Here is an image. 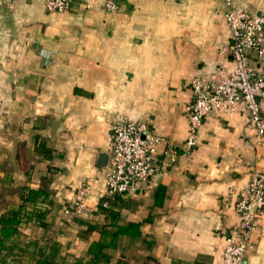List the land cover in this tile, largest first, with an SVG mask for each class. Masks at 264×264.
<instances>
[{"label": "crops", "instance_id": "1", "mask_svg": "<svg viewBox=\"0 0 264 264\" xmlns=\"http://www.w3.org/2000/svg\"><path fill=\"white\" fill-rule=\"evenodd\" d=\"M233 1L264 13V0ZM69 2L59 14L45 0H0V215L22 187H46V227L23 225L21 240L48 235L68 264L86 258L97 235L81 238L78 220L103 221L99 162L111 123L122 118L164 140L160 163L167 149L175 157L165 176L111 207L122 223L141 224L154 245L146 251L140 237H120L110 264H222L224 238L238 222L230 195L264 173V145L241 114L212 112L196 147L182 150L190 82L232 69L223 0H118L114 14L103 0ZM77 184L91 188L86 208L65 215ZM158 186L165 196L156 209ZM246 264H264V244Z\"/></svg>", "mask_w": 264, "mask_h": 264}, {"label": "built area", "instance_id": "2", "mask_svg": "<svg viewBox=\"0 0 264 264\" xmlns=\"http://www.w3.org/2000/svg\"><path fill=\"white\" fill-rule=\"evenodd\" d=\"M108 14L117 12L118 0H103ZM69 0H45L48 12L65 13ZM223 19L229 32L232 69L216 67L211 78L196 76L190 82L192 103L187 116V137L183 153L191 152L198 143V132L212 112L246 116L257 142L264 145V13L223 0ZM164 140L154 135L143 123L116 118L110 126V147L105 167L99 169L104 184L102 207L109 208L113 197L127 198L141 193L157 177L165 176L175 157L159 162L157 148ZM90 186L77 184L71 206L65 215H81L86 208ZM234 198L238 222L224 238L222 264H246L249 253L264 244V173H254Z\"/></svg>", "mask_w": 264, "mask_h": 264}, {"label": "trees", "instance_id": "3", "mask_svg": "<svg viewBox=\"0 0 264 264\" xmlns=\"http://www.w3.org/2000/svg\"><path fill=\"white\" fill-rule=\"evenodd\" d=\"M48 157V150H42ZM165 189L162 186L154 191L153 208L162 207ZM118 196L108 202L109 208L99 206L98 212L103 216L101 223L78 220L84 227L79 235L87 238L97 235L86 252V258L76 260L73 264H110L112 256L110 251L115 250L120 237L130 239L141 238V243L149 251L154 241L141 235L139 223H122L119 213L111 209L122 200ZM52 205L51 193L46 187L35 188L24 186L21 188L19 202L8 205L0 215V264H68L61 256V245L51 236H43L36 240H21L20 228L28 223L45 228V219ZM149 221V219H147ZM115 264H128L123 259H117Z\"/></svg>", "mask_w": 264, "mask_h": 264}, {"label": "water", "instance_id": "4", "mask_svg": "<svg viewBox=\"0 0 264 264\" xmlns=\"http://www.w3.org/2000/svg\"><path fill=\"white\" fill-rule=\"evenodd\" d=\"M107 156H103V158L102 157H100V162H99V166L100 167H105L106 166V163H107Z\"/></svg>", "mask_w": 264, "mask_h": 264}, {"label": "rangeland", "instance_id": "5", "mask_svg": "<svg viewBox=\"0 0 264 264\" xmlns=\"http://www.w3.org/2000/svg\"><path fill=\"white\" fill-rule=\"evenodd\" d=\"M248 8H250V9H252V10H257V11H259V8H253V7H248ZM50 235V234H49Z\"/></svg>", "mask_w": 264, "mask_h": 264}]
</instances>
